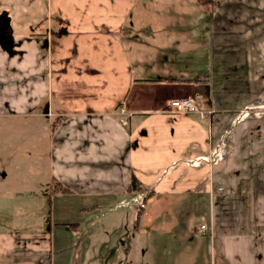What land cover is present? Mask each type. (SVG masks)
<instances>
[{"label": "crops", "instance_id": "1", "mask_svg": "<svg viewBox=\"0 0 264 264\" xmlns=\"http://www.w3.org/2000/svg\"><path fill=\"white\" fill-rule=\"evenodd\" d=\"M31 3L0 49L65 121L47 182L0 187V264H264V0Z\"/></svg>", "mask_w": 264, "mask_h": 264}, {"label": "rangeland", "instance_id": "2", "mask_svg": "<svg viewBox=\"0 0 264 264\" xmlns=\"http://www.w3.org/2000/svg\"><path fill=\"white\" fill-rule=\"evenodd\" d=\"M30 7H32L31 0H0V16L1 13H12L16 11L21 13V11H26ZM7 36H9V32ZM0 48L2 49L1 46ZM1 49L0 187H15L27 190L38 186L39 183L47 182L46 176L50 173L49 166L52 159L53 147L51 143L55 142L56 130L63 122L59 123L61 117L57 119L52 118L50 122H47L41 117L47 105L46 99L40 100L38 107L36 104L37 108L35 107L34 112L26 108V102H29V97L24 93L23 87L25 83L21 81L25 79V82H27L26 79L29 76L27 68L19 66L22 65V62L16 59L15 56L8 55L14 58L3 56V52L9 53L3 49L2 52ZM17 50L18 47H16L15 51L11 52H16V56L21 58V53L17 52ZM24 71L26 72V76L23 73ZM8 108H16V112H20H17V114H9L7 112ZM47 128L50 129L49 135L43 132ZM31 157H35V161ZM49 185L47 184L46 186ZM223 195L224 193H221L220 196L222 197ZM216 261L219 262L218 259Z\"/></svg>", "mask_w": 264, "mask_h": 264}, {"label": "built area", "instance_id": "3", "mask_svg": "<svg viewBox=\"0 0 264 264\" xmlns=\"http://www.w3.org/2000/svg\"><path fill=\"white\" fill-rule=\"evenodd\" d=\"M170 107V113L173 114H199V108L197 106V102L194 98L185 97V98H178L175 100H172L169 104ZM219 191L222 190V188L218 189ZM145 205L143 202L139 204L140 209H144ZM206 231V227L204 225H201L198 229L199 233H204Z\"/></svg>", "mask_w": 264, "mask_h": 264}, {"label": "trees", "instance_id": "4", "mask_svg": "<svg viewBox=\"0 0 264 264\" xmlns=\"http://www.w3.org/2000/svg\"><path fill=\"white\" fill-rule=\"evenodd\" d=\"M57 118H60V117H56V119ZM64 121L65 120L63 118H61V120L59 121V123H62ZM50 188L51 189L58 188L56 190L58 192H61V193L67 192V189L63 188L61 186V184L59 182L55 181V180H52V183H50ZM127 189H128V192H132V193H143V192H146L147 193L146 199L150 198L153 195V192H150L147 188H145L144 186H142L133 175L130 178V181H129V184H128ZM46 190H49V188H47ZM51 192L53 194L56 191L53 189Z\"/></svg>", "mask_w": 264, "mask_h": 264}, {"label": "water", "instance_id": "5", "mask_svg": "<svg viewBox=\"0 0 264 264\" xmlns=\"http://www.w3.org/2000/svg\"><path fill=\"white\" fill-rule=\"evenodd\" d=\"M4 29H6V26H3L0 32V46L3 50H7L8 53L11 52V39L9 36L5 37Z\"/></svg>", "mask_w": 264, "mask_h": 264}, {"label": "flooded vegetation", "instance_id": "6", "mask_svg": "<svg viewBox=\"0 0 264 264\" xmlns=\"http://www.w3.org/2000/svg\"><path fill=\"white\" fill-rule=\"evenodd\" d=\"M3 26H4V24H1L0 25V32H1V29L3 28ZM4 32H5V37H7V31H6V29H4Z\"/></svg>", "mask_w": 264, "mask_h": 264}]
</instances>
